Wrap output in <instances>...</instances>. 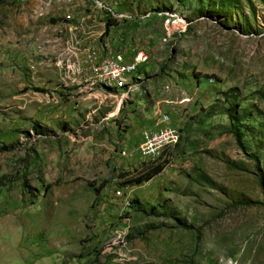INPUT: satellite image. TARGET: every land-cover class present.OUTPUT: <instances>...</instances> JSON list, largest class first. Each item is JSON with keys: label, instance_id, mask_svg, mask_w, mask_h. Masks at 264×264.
I'll list each match as a JSON object with an SVG mask.
<instances>
[{"label": "rangeland", "instance_id": "374dc122", "mask_svg": "<svg viewBox=\"0 0 264 264\" xmlns=\"http://www.w3.org/2000/svg\"><path fill=\"white\" fill-rule=\"evenodd\" d=\"M101 15L131 88L59 76ZM0 264H264V0H0Z\"/></svg>", "mask_w": 264, "mask_h": 264}, {"label": "built area", "instance_id": "2783aa9c", "mask_svg": "<svg viewBox=\"0 0 264 264\" xmlns=\"http://www.w3.org/2000/svg\"><path fill=\"white\" fill-rule=\"evenodd\" d=\"M165 25L166 37L169 38L176 29L174 26H186V21L177 16ZM170 23V24H169ZM164 38V42L167 41ZM144 52L130 54L123 51H108L101 56L96 50H88L81 54L77 48H69L59 60L61 79L77 84H84L89 91H120L131 88L134 84L131 77L141 66L148 62ZM163 127L157 130L143 131L141 141L136 148L138 156L146 162H154L163 152L174 147L180 140V132L169 124L170 118L162 116ZM120 195L121 193L118 192Z\"/></svg>", "mask_w": 264, "mask_h": 264}, {"label": "crops", "instance_id": "0c3cea01", "mask_svg": "<svg viewBox=\"0 0 264 264\" xmlns=\"http://www.w3.org/2000/svg\"><path fill=\"white\" fill-rule=\"evenodd\" d=\"M77 28H78L77 29L78 33L79 34L82 33L78 38V40H79L78 43H80V46H81V49H79L81 54L84 53L85 51H88V50H96L98 53L101 54V56H104L105 54H107L108 51H113V52L117 51V47H115V46H114V48H115L114 50L109 49L108 44H106V50H105L104 47L102 46V44L99 45V41H97L99 39L100 35H102V34H105L108 37V40H110L112 42V44H113L114 40L116 39L114 29H112L114 27L112 26V27H109L107 29L106 23L103 20L102 15H101V23H99V28H97V26L95 24H90V23L86 24V25L81 24V25L77 26ZM73 37L74 36H72V38ZM74 38H77V37H74ZM59 74H61L60 71H59ZM59 76H61V75H59ZM137 125L139 126V128L142 127V125H140V124H137ZM161 127H163V124H161V126H159V128H161ZM143 128H145V127H143ZM159 128H156L154 130H157ZM142 132H139L138 130H136V132L134 134V138H121V139L137 143V146H138V144L141 141ZM140 134H141V136H140ZM137 146H136V148H137Z\"/></svg>", "mask_w": 264, "mask_h": 264}, {"label": "trees", "instance_id": "16d2710c", "mask_svg": "<svg viewBox=\"0 0 264 264\" xmlns=\"http://www.w3.org/2000/svg\"><path fill=\"white\" fill-rule=\"evenodd\" d=\"M111 26H113V23L108 21L106 23L107 29ZM162 169H163L162 166H158L156 168H153L150 172H147L146 174H144L143 176L138 178L137 183L140 184V183H146V182L150 181L153 177L159 175L162 172Z\"/></svg>", "mask_w": 264, "mask_h": 264}]
</instances>
